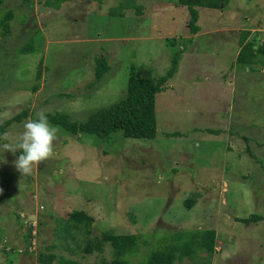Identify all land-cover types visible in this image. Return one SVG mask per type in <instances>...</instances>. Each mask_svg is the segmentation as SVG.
<instances>
[{
  "label": "rangeland",
  "instance_id": "374dc122",
  "mask_svg": "<svg viewBox=\"0 0 264 264\" xmlns=\"http://www.w3.org/2000/svg\"><path fill=\"white\" fill-rule=\"evenodd\" d=\"M43 2L0 0V15L13 10L0 28V124L12 120L0 136L15 137L41 109L83 121L125 97L131 65L163 76L180 56L155 96L152 139L50 123L54 154L25 176L14 164L20 152L0 139V264H42L40 251L100 264L110 245L84 248L103 231L138 236L134 264L195 229L215 230L212 257L175 264H264V53L250 52L264 45V0L196 7V36L179 0ZM97 57L108 67L99 77ZM78 211L87 226L70 220ZM250 215L261 219L239 221Z\"/></svg>",
  "mask_w": 264,
  "mask_h": 264
},
{
  "label": "trees",
  "instance_id": "16d2710c",
  "mask_svg": "<svg viewBox=\"0 0 264 264\" xmlns=\"http://www.w3.org/2000/svg\"><path fill=\"white\" fill-rule=\"evenodd\" d=\"M69 0H44L43 5L47 7L57 8L61 2ZM220 1L223 0H179L183 5H186L190 14L189 28L192 34L199 31V26L195 24L197 17L196 7H220ZM13 17V10L7 9L0 15V28L4 34L9 29V20ZM174 45V41H170ZM250 43L243 42L240 50ZM260 50H250L251 54L256 52L264 53V45L259 47ZM25 50L22 48V51ZM255 51V52H254ZM180 52L176 51L171 58V66L163 76H155L151 70L143 67L131 65L127 78L126 95L119 101L95 112L89 114L83 121H70L66 116L59 114H46L48 120L53 125H59L70 133H83L94 135L101 139L109 138L116 132H122L124 137L138 139H152L156 135V120L154 111L155 96L157 93L166 89V84L169 78L173 75ZM108 69L103 57L96 58L95 70L98 77L102 72ZM20 115L15 119H19ZM12 120H5L0 124V135L5 127ZM70 220L84 222L89 224V217L83 214V211L74 212L69 215ZM261 216L250 215L245 218H239V221L249 223L252 220H259ZM28 232L24 234L26 241L31 239L33 225L29 224ZM76 228V224L68 225L67 231L71 228ZM215 230L214 229H195L183 232H177L173 236L171 243L161 247H156L147 253L145 258L134 264H175L176 261H181L185 257L190 259L197 258L200 253H205L207 258L212 257L215 250ZM145 243L146 238L142 239ZM28 242V243H29ZM108 243L111 247L112 257L110 260L101 261L100 264H129L128 255L134 253L138 248V236L132 233H113L103 231L99 236H95L92 240L89 238L85 245V252L98 251L101 252L103 247ZM37 261L42 264H51L56 261V264H82L79 260L69 257L57 256L52 252H39Z\"/></svg>",
  "mask_w": 264,
  "mask_h": 264
},
{
  "label": "clouds",
  "instance_id": "9594fccd",
  "mask_svg": "<svg viewBox=\"0 0 264 264\" xmlns=\"http://www.w3.org/2000/svg\"><path fill=\"white\" fill-rule=\"evenodd\" d=\"M58 128L51 125L43 109L35 113L23 125V131L15 137L5 132L0 139L10 141L3 143L4 151L20 152L14 161L21 176L30 175L34 167L54 154V142L57 140ZM2 191V189H0Z\"/></svg>",
  "mask_w": 264,
  "mask_h": 264
},
{
  "label": "built area",
  "instance_id": "2783aa9c",
  "mask_svg": "<svg viewBox=\"0 0 264 264\" xmlns=\"http://www.w3.org/2000/svg\"><path fill=\"white\" fill-rule=\"evenodd\" d=\"M30 224L33 225V226H35L34 223H30ZM33 232H34V228H33V230H32V233H33Z\"/></svg>",
  "mask_w": 264,
  "mask_h": 264
},
{
  "label": "crops",
  "instance_id": "0c3cea01",
  "mask_svg": "<svg viewBox=\"0 0 264 264\" xmlns=\"http://www.w3.org/2000/svg\"><path fill=\"white\" fill-rule=\"evenodd\" d=\"M194 36H196L197 35V33H195V34H193Z\"/></svg>",
  "mask_w": 264,
  "mask_h": 264
}]
</instances>
